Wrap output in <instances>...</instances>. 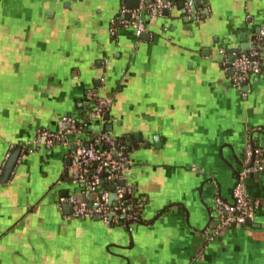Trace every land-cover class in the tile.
<instances>
[{
    "label": "crops",
    "instance_id": "1",
    "mask_svg": "<svg viewBox=\"0 0 264 264\" xmlns=\"http://www.w3.org/2000/svg\"><path fill=\"white\" fill-rule=\"evenodd\" d=\"M122 7L138 10L139 38L109 31ZM261 26L264 0H176L160 16L140 0H0L1 172L35 131L79 118L97 88L105 129L128 148L122 185L143 206L128 224L70 218L60 199L86 189L70 179L67 145L19 152L0 185V264H264V153L245 180L263 203L253 219L211 243L204 234L246 146L264 150ZM251 45L261 71L234 89L220 52Z\"/></svg>",
    "mask_w": 264,
    "mask_h": 264
},
{
    "label": "built area",
    "instance_id": "2",
    "mask_svg": "<svg viewBox=\"0 0 264 264\" xmlns=\"http://www.w3.org/2000/svg\"><path fill=\"white\" fill-rule=\"evenodd\" d=\"M140 0L141 6L151 16H160L163 10L170 11V0ZM131 27L134 35L139 38L145 31L146 25L137 9L128 10L122 7L119 14L109 21V31L116 33L119 29ZM260 37L264 36V26L258 30ZM226 63L227 53L221 51ZM261 51L251 47L248 52H242L231 64V87L234 89L246 80L249 75L261 71ZM223 62V63H224ZM227 68V67H226ZM228 69V68H227ZM97 88L90 90L91 105L85 110L86 121L78 125L79 118L63 116L60 118V128L56 131L39 129L35 131L29 142L20 143V155L31 154L38 148L51 149L56 144L68 147L70 159V179L73 184L85 188V197L88 194L96 195V201L89 207L79 201L76 194L66 195L60 199L59 207H68L71 210L70 218L80 219L98 216L106 225L128 224L138 221L141 216L142 202L137 199L134 205L128 204L130 189L122 185L123 171L130 163L127 145L123 140L114 137L105 129L106 108L101 106V100L96 95ZM94 123L96 131L90 128ZM67 125V127H63ZM89 129L95 133L90 143H85L79 135L81 131ZM264 150L252 145L245 148L241 169L238 171L235 183L230 192V199L225 200L219 195L213 200V207L209 213L207 227L204 231L205 241L211 243L219 237L223 230L231 227H242L251 221L254 212L263 203L253 199L247 192L245 180L249 175L256 174L261 169ZM4 165V164H3ZM1 174V169H0ZM109 186L113 189L108 190ZM116 197L114 205L109 204V195ZM85 198V199H86Z\"/></svg>",
    "mask_w": 264,
    "mask_h": 264
},
{
    "label": "water",
    "instance_id": "3",
    "mask_svg": "<svg viewBox=\"0 0 264 264\" xmlns=\"http://www.w3.org/2000/svg\"><path fill=\"white\" fill-rule=\"evenodd\" d=\"M148 1V0H146ZM145 1V2H146ZM136 3L137 1H132L130 3H128L129 6H136ZM192 10H194V6L192 7ZM162 13L165 15L168 13V10H163ZM142 36V35H141ZM263 41H264V36H263ZM253 45H251L250 47H252ZM247 48V46H242V48L240 49H237V48H231V49H227L225 50V52L227 53V59H226V65L225 67L228 68V72L230 74H232V69H231V64L233 63V61L236 59V57L238 55H240V53H242L243 50H245ZM101 106L102 107H105V103H101ZM104 118L107 120L108 119V114H105ZM63 127H67V125H64ZM107 130L110 131L111 130V127H107ZM19 152H20V149L17 147V148H14L11 153L9 154V156L6 158L5 160V164L2 168V172H1V175H0V185H4L8 182L9 180V177L15 167V164L17 162V159H18V156H19ZM113 189V186H109L108 187V190H112ZM87 197H91V194H88ZM77 198L79 201H82L84 202L86 199L85 195L83 193H80L77 195ZM115 201H116V197L113 193H111L109 195V204L110 205H114L115 204ZM91 206V205H89ZM94 218L96 220H99V217L98 216H94ZM250 222H246V224H249Z\"/></svg>",
    "mask_w": 264,
    "mask_h": 264
},
{
    "label": "trees",
    "instance_id": "4",
    "mask_svg": "<svg viewBox=\"0 0 264 264\" xmlns=\"http://www.w3.org/2000/svg\"><path fill=\"white\" fill-rule=\"evenodd\" d=\"M172 3V6L174 7L176 4V0H170ZM89 108V106H88ZM86 121V116H85V110H81V115L79 117V122L78 125H80L81 122ZM95 137V133L93 131H90L89 129H85L83 131H81V134L79 135V138H81L85 143H90L93 138ZM127 203L134 205V203L136 202L137 198H135L132 195H129Z\"/></svg>",
    "mask_w": 264,
    "mask_h": 264
},
{
    "label": "flooded vegetation",
    "instance_id": "5",
    "mask_svg": "<svg viewBox=\"0 0 264 264\" xmlns=\"http://www.w3.org/2000/svg\"><path fill=\"white\" fill-rule=\"evenodd\" d=\"M8 156H9V155H8ZM8 156H7V157H8Z\"/></svg>",
    "mask_w": 264,
    "mask_h": 264
}]
</instances>
